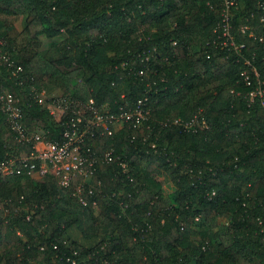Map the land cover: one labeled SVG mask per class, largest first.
Segmentation results:
<instances>
[{"label": "trees", "instance_id": "1", "mask_svg": "<svg viewBox=\"0 0 264 264\" xmlns=\"http://www.w3.org/2000/svg\"><path fill=\"white\" fill-rule=\"evenodd\" d=\"M221 2L0 0V91L28 132L59 141L69 114L32 87L109 112L146 97L151 110L86 139L113 159L96 163L85 205L50 174L0 178V264H264V108L248 96L254 69L264 78V0L230 9L240 50L213 43ZM195 116L207 127L174 123ZM31 149L0 110V161Z\"/></svg>", "mask_w": 264, "mask_h": 264}, {"label": "built area", "instance_id": "2", "mask_svg": "<svg viewBox=\"0 0 264 264\" xmlns=\"http://www.w3.org/2000/svg\"><path fill=\"white\" fill-rule=\"evenodd\" d=\"M236 4V0H222L220 20L217 23L218 35L213 43L220 48H232L240 50L242 43L236 41L232 33L230 9ZM263 17H261V21ZM241 32L252 31L248 25L240 27ZM0 58L8 60L4 54ZM9 66L12 62H6ZM22 70L21 66L16 67ZM142 73V70L139 72ZM255 86L248 92L249 99L257 98L264 108V78H261L254 69ZM246 83L251 80L245 75ZM35 91V98L39 103H46L49 112L60 119L67 112L69 113L63 121L61 139L46 140L39 133L28 132L21 123V111L18 105V98L9 91H0V110L6 115L11 130L16 134L19 141L31 144V151L25 156L13 155L0 161V178L12 175L25 174L33 178H42L45 175H53L57 183L63 188H70L75 183L73 194L82 204H87L88 194H91L93 187L88 183L92 176L95 165L99 159L109 162L113 159V149H105L102 154L91 149L85 144L87 138L101 135H110L123 124L137 127L150 115V107L147 98L138 99L129 107L119 106L115 112L99 110L93 105L90 99L86 103L70 99L66 96H47L42 88ZM174 123L182 126L185 130L196 131L197 127H207L202 119L199 121L196 116L189 120L175 119ZM124 170L128 168L125 163L121 164ZM92 204H95L93 201ZM3 208L0 205V211ZM74 263V261L72 262Z\"/></svg>", "mask_w": 264, "mask_h": 264}, {"label": "rangeland", "instance_id": "3", "mask_svg": "<svg viewBox=\"0 0 264 264\" xmlns=\"http://www.w3.org/2000/svg\"><path fill=\"white\" fill-rule=\"evenodd\" d=\"M16 27L19 30H21V23H20L19 20L16 21ZM41 38H42V45L39 47L40 50L46 48L47 47V44H48V42H47V40L45 38H43V37H41ZM60 38H61V36L57 37L56 39H60ZM17 43L19 45H25V46H27V49L28 50H31V49L34 48V47H32V46H30V45L27 44V39H25L24 37H22L21 39H18ZM44 89L46 91L47 96H49V97H51V96H59L62 93V91L59 88H57V87H49L48 89H46V87H45ZM72 234H73V236H75L78 233L76 231L75 232L72 231Z\"/></svg>", "mask_w": 264, "mask_h": 264}]
</instances>
